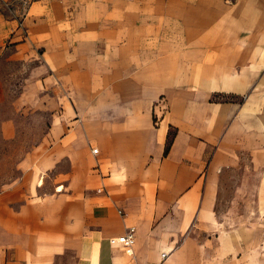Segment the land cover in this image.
I'll return each mask as SVG.
<instances>
[{
    "label": "crops",
    "instance_id": "crops-1",
    "mask_svg": "<svg viewBox=\"0 0 264 264\" xmlns=\"http://www.w3.org/2000/svg\"><path fill=\"white\" fill-rule=\"evenodd\" d=\"M13 1L0 0V141L18 139L20 115L46 119L0 182V264H204L238 252L217 190L238 150L257 146L259 101L256 75L227 66L257 60L264 38L248 54L225 32L264 29L252 6L32 0L19 26ZM249 87L250 102L211 99ZM130 226L131 253L112 240ZM252 253L239 264L262 263Z\"/></svg>",
    "mask_w": 264,
    "mask_h": 264
},
{
    "label": "rangeland",
    "instance_id": "rangeland-1",
    "mask_svg": "<svg viewBox=\"0 0 264 264\" xmlns=\"http://www.w3.org/2000/svg\"><path fill=\"white\" fill-rule=\"evenodd\" d=\"M32 0H15L14 4L18 5V16L23 18L29 12V7ZM227 5V7H234L236 4H241L245 8H252L255 12H249L247 15L253 20L259 19L261 23L264 22V0H219ZM212 5L215 0H211ZM10 2L4 3V6ZM260 11H257V10ZM229 10V9H228ZM230 13L227 12V16ZM247 20L246 24L250 22ZM20 26V25H19ZM222 32V31H220ZM226 37L242 38V45H238V49L243 53H250L252 45L250 40L252 37H259L260 41L264 38V29H250L247 27L226 30ZM218 36V33H217ZM225 36V35H223ZM249 42H248V41ZM232 45H227L231 49ZM233 47V46H232ZM255 51L258 55L257 60L254 57L248 56L244 59L232 60L227 66V72L231 70H239L242 74L252 73L256 76L253 81H257L256 89L249 87L242 94L227 95L228 101H251V94L258 95L259 101V134L257 146L253 149L242 148L237 152V161L235 164L226 166L221 169L219 184L217 190V204L216 210L222 222L228 229H237V238L241 239L242 247L238 252L232 251L226 254L219 255L211 253L206 257H214V260H205L204 264H237L240 263L238 257H242L243 262H249V257L252 251L259 255L260 264H264V48L260 44L255 46ZM231 53V51H229ZM230 53H227L229 55ZM217 61V60H216ZM228 62V61H227ZM214 66L215 63L211 62ZM220 64V63H219ZM9 97L13 93L8 94ZM211 99H216L211 95ZM6 111V110H5ZM46 119V114L42 112H27L24 115L17 117L18 121V139L12 141H0V182L6 181L9 177L18 173L15 169L16 157H20L26 150H28L34 143L35 138L42 132L43 122ZM254 230L251 233V230ZM241 235V236H240ZM213 249L214 247L211 246ZM254 253V254H255ZM256 256V255H255ZM237 257V259H236ZM240 257V258H241ZM216 258V259H215Z\"/></svg>",
    "mask_w": 264,
    "mask_h": 264
},
{
    "label": "built area",
    "instance_id": "built-area-1",
    "mask_svg": "<svg viewBox=\"0 0 264 264\" xmlns=\"http://www.w3.org/2000/svg\"><path fill=\"white\" fill-rule=\"evenodd\" d=\"M17 19L19 21V25H21L23 17L22 16H18L17 15ZM93 152L97 151L96 147L92 148ZM112 240H116L118 242H120L123 247L125 248L126 252L131 253L132 252V245L134 243L135 240V228L134 226H130L123 234L119 235L118 237L112 239ZM163 256H165V253H162Z\"/></svg>",
    "mask_w": 264,
    "mask_h": 264
},
{
    "label": "trees",
    "instance_id": "trees-1",
    "mask_svg": "<svg viewBox=\"0 0 264 264\" xmlns=\"http://www.w3.org/2000/svg\"><path fill=\"white\" fill-rule=\"evenodd\" d=\"M227 95H231L230 93H213L212 96H215L216 99H226ZM169 147V143L166 144L165 150L167 151Z\"/></svg>",
    "mask_w": 264,
    "mask_h": 264
}]
</instances>
